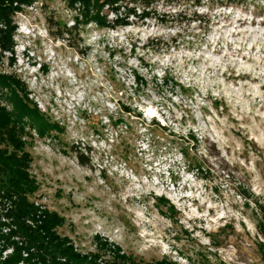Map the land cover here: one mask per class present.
I'll use <instances>...</instances> for the list:
<instances>
[{
    "label": "rangeland",
    "instance_id": "1",
    "mask_svg": "<svg viewBox=\"0 0 264 264\" xmlns=\"http://www.w3.org/2000/svg\"><path fill=\"white\" fill-rule=\"evenodd\" d=\"M156 8L86 26L84 54L47 32V18L73 25L61 0L15 14L0 75L58 126L40 136L23 121L31 200L81 254L102 246V261L119 247L143 263L264 264V0Z\"/></svg>",
    "mask_w": 264,
    "mask_h": 264
},
{
    "label": "trees",
    "instance_id": "2",
    "mask_svg": "<svg viewBox=\"0 0 264 264\" xmlns=\"http://www.w3.org/2000/svg\"><path fill=\"white\" fill-rule=\"evenodd\" d=\"M61 1L74 13L73 25L47 18V32L52 39L63 41L77 53L84 54L79 46L81 32L86 26H128L131 17L144 20L156 15V5L163 0ZM35 2L0 0V50H9L15 14ZM109 14L116 18L109 20ZM16 87L24 92L22 85L13 78L0 75V91L9 90L7 102L12 105L11 110L0 105V264H177L169 257L149 263L135 261L119 247L109 249L110 259L102 261V246L99 245L100 249L95 253L81 254L67 237L58 234L57 230L64 225L63 218L31 200L39 185L29 173L30 161L22 150L24 142L21 141L24 119H28L30 125H37L40 136L57 130L58 126L46 120L35 105L29 106L28 99L15 92ZM123 109L131 113L128 108ZM86 151L90 152V149L86 148ZM258 209L264 218V207ZM8 249L11 254L4 257L3 253Z\"/></svg>",
    "mask_w": 264,
    "mask_h": 264
}]
</instances>
